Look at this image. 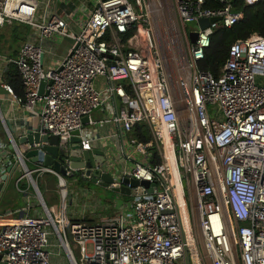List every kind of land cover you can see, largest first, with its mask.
<instances>
[{"label": "built area", "instance_id": "obj_1", "mask_svg": "<svg viewBox=\"0 0 264 264\" xmlns=\"http://www.w3.org/2000/svg\"><path fill=\"white\" fill-rule=\"evenodd\" d=\"M207 1L0 0V30L16 23L29 28L19 55L3 59L0 84L38 118L42 136L66 139L59 144H66L60 161L66 176L42 163L30 167L17 150L18 182L26 179L40 199L38 179L51 174L65 199L66 177L89 179L88 167H73L70 153L69 139L79 130L81 152L105 149L106 161L91 170L114 175L108 188L126 185L135 212L97 223L71 221L65 210L55 219L46 208V216H0L5 264H264V35L236 40L218 76L202 69L215 29L243 18L234 0H210L216 8ZM214 17L220 20L200 28V18ZM155 20L172 23L171 43ZM65 38L72 46L53 64L56 43ZM10 65L20 73L23 97L4 81ZM112 103L114 114L92 118ZM138 123L147 125L152 141L137 142L139 158L124 169L108 161L105 137L87 128L113 125L129 134ZM6 156L0 153L1 163Z\"/></svg>", "mask_w": 264, "mask_h": 264}, {"label": "crops", "instance_id": "obj_2", "mask_svg": "<svg viewBox=\"0 0 264 264\" xmlns=\"http://www.w3.org/2000/svg\"><path fill=\"white\" fill-rule=\"evenodd\" d=\"M64 41H68L69 45L65 44L63 57L68 53L73 43V40L70 38H65L62 41L63 44ZM101 83L102 79H98L96 81L97 86H100ZM115 108L114 103H112V105H103L101 108L93 112V114L99 112L100 117L95 119L92 114V118L95 121H99L111 114H114ZM30 124H39L38 118L35 117L33 113L18 106L0 84V153L3 152L7 155L5 161L2 163L0 162V182L3 180V174L6 173L5 168L8 167V157H10L9 155L11 154L9 151L10 136L8 135V131L14 136V133L18 132L21 127L28 126ZM93 129L95 130L96 137L103 136L107 141V146L105 147L108 149V161H114L118 169L133 166L136 161L135 159L126 160V155H131L132 158L136 157L134 155V150H132L131 153L126 150V140L129 141L132 139L131 132L129 134H123L116 126L105 124H96ZM88 132H91V129ZM99 146L104 147L101 143ZM115 158H117V160H115ZM29 166L32 168L35 167L33 163L29 164ZM20 177L21 173L18 172L12 178L10 185L0 200L1 217H5L7 220L12 221L21 218L22 215L46 216L44 210V208H46L55 219L59 218L62 215V211L65 210L68 218L72 221L85 220L87 222L88 220H95L90 218L91 213H96L93 208L89 207H94L93 205L87 202H77L76 199L70 200L68 203L67 200L62 197L58 180L55 176L51 175V178L53 179L51 182L55 184V188L52 190L46 189V199L42 193L46 207L42 205V201L35 196V190L28 184L26 179H22L18 182ZM68 177L72 178L71 176ZM40 181H43L45 185L49 184L46 175L44 178L38 179V185ZM18 183L20 190L17 188ZM59 196L61 197V200L59 199ZM103 217L104 218L100 221L111 218L107 216ZM0 262L5 263L1 258Z\"/></svg>", "mask_w": 264, "mask_h": 264}, {"label": "water", "instance_id": "obj_3", "mask_svg": "<svg viewBox=\"0 0 264 264\" xmlns=\"http://www.w3.org/2000/svg\"><path fill=\"white\" fill-rule=\"evenodd\" d=\"M220 20L219 17L214 18H200L198 20V24L201 29H204L210 25L211 22H216ZM190 38L193 42L197 39V32H191ZM45 86V81L41 83L39 93H43V89ZM89 117L84 118V123H87ZM40 125L30 124L28 126L21 127L18 132L14 133L13 140L17 149H15L14 145L11 143L9 145L10 157H8V167L6 169V173L3 174V180L0 182V200L11 183L12 178L15 176L18 163H17V150L22 152L23 160L25 164H39L42 163L46 167H53L56 171L60 172L63 176H66V170L61 166L62 155L65 152L66 144L59 149L60 142H65L66 139H60L56 135H43L40 132ZM69 139L70 143V153L74 160L73 167L81 168L88 167L85 171L87 178L96 182L97 178L101 177L102 184L107 185L114 182L115 177L111 173H101L100 170L92 171L91 168L95 165H101L106 161V153L105 149L94 148L92 150H87L81 152V138L79 137L80 131L77 130ZM60 154V155H59ZM58 158V159H56ZM84 160V161H82ZM86 161V162H85ZM27 165V166H28ZM12 173L11 175H7L8 173ZM131 183L133 186H137L142 184L144 186H148L149 182L140 181L137 179L129 180L128 178L123 179V183ZM113 190L121 192L125 195H130L131 191L126 185H123L121 189L114 188ZM133 194L135 191L132 192ZM41 201L43 205L46 207L45 201L41 195Z\"/></svg>", "mask_w": 264, "mask_h": 264}, {"label": "rangeland", "instance_id": "obj_4", "mask_svg": "<svg viewBox=\"0 0 264 264\" xmlns=\"http://www.w3.org/2000/svg\"><path fill=\"white\" fill-rule=\"evenodd\" d=\"M162 24L159 23L158 20H155V29L157 32L161 33V26L167 28L169 31V36H162V40L169 41L171 43L174 35V28L171 26V24L167 23ZM189 28L195 29L196 25L195 23H190ZM15 31L16 27L13 26H6L5 28H2L0 30V66L4 64L3 59H7L11 56V53H13L16 49H20L22 42L14 43L15 41ZM174 40V39H173ZM57 50L55 55H52V63L54 64L56 60L60 59L64 55V46L69 45L68 41H64V44L61 42H57ZM62 44V45H61ZM49 55V54H48ZM177 73V72H176ZM93 117L96 119L100 117V113H94ZM87 128L93 129V126L88 125ZM126 150L131 153L132 150L135 149V146L137 144V141L130 139L129 141L126 140ZM135 155V154H134ZM134 158L137 160L139 158V155H135ZM117 160V158H115ZM115 164V162H114ZM109 168V167H108ZM48 178V185H45L43 181L39 182V187L42 190V193L46 199V189H53L55 188V184L51 182L53 179L51 178V174L46 175ZM79 178L78 175L74 177V179ZM74 179L70 177H66L67 185H68V192L67 196L65 197V200L69 203L70 200L76 199L77 202H87L94 207L89 206L90 208H93L95 210V214L91 213L90 218L95 219L94 221L88 220V223H97L100 222L103 216L107 217H115L120 214H125L126 216L134 217L135 212L133 210L132 201L133 197L129 195H125L121 192L115 191L111 188L106 187L105 185L95 183L91 179H80L76 182ZM59 199L61 200V197L59 196ZM53 215V214H52ZM114 215V216H113ZM71 220V219H70ZM72 221V220H71ZM79 221V220H78ZM77 257H79V251H75ZM0 264H5L3 262H0Z\"/></svg>", "mask_w": 264, "mask_h": 264}, {"label": "trees", "instance_id": "obj_5", "mask_svg": "<svg viewBox=\"0 0 264 264\" xmlns=\"http://www.w3.org/2000/svg\"><path fill=\"white\" fill-rule=\"evenodd\" d=\"M233 4L236 11L243 13V18L231 27L219 25L215 29L211 36L210 47L206 50L205 58L200 62L202 69L210 71L216 76L221 73L222 67L229 57L230 47L236 40L247 38L252 34L264 35V0L254 5H246L243 0H234ZM206 6L216 8L220 5L208 0ZM13 27H16L14 43L22 42L23 44L29 31L28 26L16 23ZM19 52L20 49L18 48L11 53V56H17ZM4 81L13 87L18 96H24L22 79L15 65H10L9 70L4 75ZM131 138L137 142L152 141L150 130L144 123H138L134 126L131 131ZM158 162L159 159L155 156L153 163Z\"/></svg>", "mask_w": 264, "mask_h": 264}, {"label": "bare ground", "instance_id": "obj_6", "mask_svg": "<svg viewBox=\"0 0 264 264\" xmlns=\"http://www.w3.org/2000/svg\"><path fill=\"white\" fill-rule=\"evenodd\" d=\"M168 25V24H167ZM67 191L66 189L64 188V191H63V194L66 195Z\"/></svg>", "mask_w": 264, "mask_h": 264}]
</instances>
